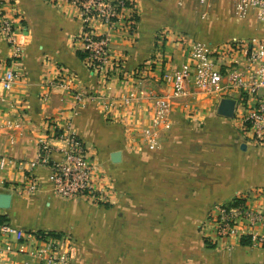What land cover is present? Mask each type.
I'll list each match as a JSON object with an SVG mask.
<instances>
[{
    "label": "crops",
    "instance_id": "crops-1",
    "mask_svg": "<svg viewBox=\"0 0 264 264\" xmlns=\"http://www.w3.org/2000/svg\"><path fill=\"white\" fill-rule=\"evenodd\" d=\"M130 2L114 26L89 23L95 34H110L109 55L123 71H111L107 89L79 55L84 25L78 0H14L12 12L26 43L14 62L0 34V77L10 67L16 71L10 90L0 82V154L26 167L41 143L59 149L65 145L59 131H72L92 159L95 184L107 182L112 199L64 200L47 182L46 169L35 170L41 186L27 193L25 171L10 165L0 169V195H10L9 205L0 206V222L27 232L70 234L81 250L77 264H264L263 247L247 238L215 239L206 222L213 204L235 196L264 213V145L247 140L234 118L213 114L202 100L209 94L193 85L188 96L174 100L156 143L143 132L153 111L148 94L170 92L162 74L187 58L185 42L249 39L264 31L239 38L216 26L226 15L228 21L242 20L234 15V0ZM151 62L148 76L136 79L134 70ZM61 72L73 76L76 90L91 95L77 102L71 92L49 87ZM126 92L137 98L105 112L103 100ZM114 151L121 152L119 162L111 160ZM246 232L264 233V225ZM6 243L11 252L3 250ZM35 245L29 238H0V264H40L29 255Z\"/></svg>",
    "mask_w": 264,
    "mask_h": 264
},
{
    "label": "built area",
    "instance_id": "built-area-1",
    "mask_svg": "<svg viewBox=\"0 0 264 264\" xmlns=\"http://www.w3.org/2000/svg\"><path fill=\"white\" fill-rule=\"evenodd\" d=\"M10 0H0V34L10 48V59H20L25 46V38L14 13ZM201 3L207 0H199ZM84 27L80 33L81 50L86 52L83 59L87 68L102 76L107 89L111 88L112 70L118 76L123 75L121 64L109 55L111 36L107 32L95 34L90 30V21L114 26L122 8L131 5L130 0H78ZM234 15L237 19L254 18L264 26V0H234ZM187 58L171 73L163 72L162 78L170 82L168 94L149 93L153 111L150 125L144 134L150 144L156 143L158 129L166 122L174 100L190 94V86L206 94L217 95L220 99L226 93L234 94L235 108L233 117L240 132L247 140L256 145H264V34L249 39H231L224 42H205L191 39L184 44ZM13 63V62H12ZM152 63L138 66L132 73L136 79L146 78L152 70ZM113 68V69H112ZM48 82L49 87L58 86L71 92L77 102L90 96L84 90L74 88V78L62 74ZM16 76L15 68H8L0 77L4 90H10ZM137 98L134 92L121 93L111 101H102L105 112L112 108H126ZM57 137L65 142L59 149L41 143L35 158L26 163L15 162L0 154V169L10 165L25 171L26 183L22 191L33 193L41 186V180L35 170L46 169L47 182L54 193L64 199L81 198L91 204L106 202L109 198L108 183L96 185L93 179L94 164L83 141L72 131H60ZM58 150L59 154L56 153ZM58 154V156H57ZM100 178L103 180L104 175ZM236 199H240L239 202ZM207 225L215 239L228 237L247 238L253 247L264 248V233H247V228L264 225V213L254 210L235 196L229 202L215 203L211 206ZM247 227V228H246ZM15 236L17 241L27 238L37 242L29 251L32 258L40 264H77L81 250L76 239L70 234H48L46 231L27 232L7 222H0V238ZM5 252L13 250L9 243L3 246Z\"/></svg>",
    "mask_w": 264,
    "mask_h": 264
},
{
    "label": "rangeland",
    "instance_id": "rangeland-1",
    "mask_svg": "<svg viewBox=\"0 0 264 264\" xmlns=\"http://www.w3.org/2000/svg\"><path fill=\"white\" fill-rule=\"evenodd\" d=\"M14 4V0H10L9 1V5L13 6ZM11 6V7H12ZM14 8V7H13ZM228 19V15L226 16H222L219 21L217 22V27L219 29H221L223 27V30H227L228 34L232 37V36H237L239 38L241 37H245V35H259V34H262L263 31H264V27L262 26H259V24L256 22V20L254 18H250V19H242L239 23L236 22V20L232 19V20H227ZM213 22L211 18H209L207 20V23H210ZM215 22V21H214ZM261 25V24H260ZM217 28V29H218ZM222 30V29H221ZM262 31V33H261ZM202 35H205V36H210V34H208V32L206 31H202ZM218 35V34H216ZM214 35V36H216ZM199 91V90H197ZM208 97H204L203 100V103H209L210 106H212L210 108V111L213 113V114H216L218 116H224L220 113H218L217 111V106H218V103L220 101L221 98L223 97H228V98H232V96H223L221 97L220 99L218 98L217 95H207ZM202 97V96H201ZM200 97V98H201ZM200 101V100H199ZM189 115H192V112H189ZM261 164L263 165L264 167V158L261 159ZM112 199V198H111ZM110 197L108 198V200L106 202H109L110 200ZM106 202H102V203H106ZM99 204V203H98ZM83 247V246H82ZM84 249H86V246H84Z\"/></svg>",
    "mask_w": 264,
    "mask_h": 264
},
{
    "label": "water",
    "instance_id": "water-1",
    "mask_svg": "<svg viewBox=\"0 0 264 264\" xmlns=\"http://www.w3.org/2000/svg\"><path fill=\"white\" fill-rule=\"evenodd\" d=\"M235 99L223 97L220 99L217 111L218 113L224 115L225 117L232 118L234 114V108H235ZM111 160L113 162H119L121 160V152L120 151H114L111 153ZM10 202V195L3 193L0 195V206L7 207Z\"/></svg>",
    "mask_w": 264,
    "mask_h": 264
},
{
    "label": "trees",
    "instance_id": "trees-1",
    "mask_svg": "<svg viewBox=\"0 0 264 264\" xmlns=\"http://www.w3.org/2000/svg\"><path fill=\"white\" fill-rule=\"evenodd\" d=\"M158 40H159V38H158ZM79 55L81 56L82 59H84L85 56H86V52L81 50V51L79 52ZM59 134H60V131H59L58 135H59ZM236 201L239 202L240 199H236ZM48 234H52V235L58 236V234H56V233H52V232H48ZM248 241H249V240H248ZM206 242L209 244V241H208V240H206Z\"/></svg>",
    "mask_w": 264,
    "mask_h": 264
}]
</instances>
